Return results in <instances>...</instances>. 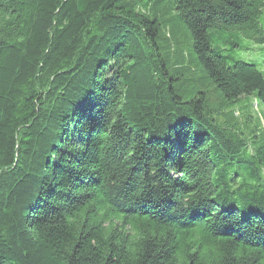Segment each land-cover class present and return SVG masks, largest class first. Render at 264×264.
<instances>
[{
    "label": "trees",
    "instance_id": "trees-1",
    "mask_svg": "<svg viewBox=\"0 0 264 264\" xmlns=\"http://www.w3.org/2000/svg\"><path fill=\"white\" fill-rule=\"evenodd\" d=\"M160 2L0 0V264H264V134L192 92L264 107L207 40L264 43V0H167L197 78L166 66Z\"/></svg>",
    "mask_w": 264,
    "mask_h": 264
},
{
    "label": "rangeland",
    "instance_id": "rangeland-1",
    "mask_svg": "<svg viewBox=\"0 0 264 264\" xmlns=\"http://www.w3.org/2000/svg\"><path fill=\"white\" fill-rule=\"evenodd\" d=\"M167 0H161L150 13L157 18L159 27V47L168 68L184 67L195 78L201 75L191 55V39L186 27L167 11ZM149 12V8H142ZM264 24V16L262 18ZM210 49L224 58L226 65L235 62L252 64L264 78V43L259 44L236 31L210 30L207 32ZM205 92L206 108L217 112L218 121L231 125L243 138L264 134V107L253 96L242 97L233 103H222L213 86L205 83L204 87L192 92Z\"/></svg>",
    "mask_w": 264,
    "mask_h": 264
}]
</instances>
